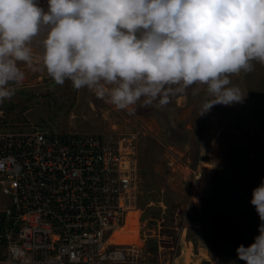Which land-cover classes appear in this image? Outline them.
<instances>
[{
    "label": "rangeland",
    "instance_id": "obj_1",
    "mask_svg": "<svg viewBox=\"0 0 264 264\" xmlns=\"http://www.w3.org/2000/svg\"><path fill=\"white\" fill-rule=\"evenodd\" d=\"M42 39L43 33L28 45L31 63L18 62L25 79L0 104V121L13 131L42 124L56 133L107 132L134 143L141 192L135 227L142 247L132 238L137 262L246 264L236 248L253 243L261 224L250 201L264 178V63L230 74L246 93L242 103L216 105L198 116L206 86L193 85L170 94L164 106L137 104L130 115L111 103L115 84L80 90L69 80L55 84L43 66ZM7 205L0 193V209Z\"/></svg>",
    "mask_w": 264,
    "mask_h": 264
},
{
    "label": "clouds",
    "instance_id": "obj_2",
    "mask_svg": "<svg viewBox=\"0 0 264 264\" xmlns=\"http://www.w3.org/2000/svg\"><path fill=\"white\" fill-rule=\"evenodd\" d=\"M41 33L43 66L55 84H115L111 103L130 115L137 104L164 106L170 94L205 85L203 116L242 103L246 93L230 74L264 63V0H0V104L25 79L18 62L31 63L28 45ZM250 203L259 235L236 254L264 264V178Z\"/></svg>",
    "mask_w": 264,
    "mask_h": 264
},
{
    "label": "built area",
    "instance_id": "obj_3",
    "mask_svg": "<svg viewBox=\"0 0 264 264\" xmlns=\"http://www.w3.org/2000/svg\"><path fill=\"white\" fill-rule=\"evenodd\" d=\"M14 130L0 121V193L8 201L0 264H145L133 255L137 246L110 243L129 214L140 219L134 143L107 132Z\"/></svg>",
    "mask_w": 264,
    "mask_h": 264
},
{
    "label": "bare ground",
    "instance_id": "obj_4",
    "mask_svg": "<svg viewBox=\"0 0 264 264\" xmlns=\"http://www.w3.org/2000/svg\"><path fill=\"white\" fill-rule=\"evenodd\" d=\"M137 215H138V212H134V213L129 214L126 221H125L124 226L122 227V229L118 232H114L111 235L110 243L112 245H123V244L129 245L130 244V245L137 246V244H135L133 241V240H135V238L137 236V231L139 230V227H135L137 225L136 220H135ZM132 226H134L133 229H132ZM128 230L133 232V236H134L133 240H128V238L123 235L124 231H128ZM138 245H140V244H138Z\"/></svg>",
    "mask_w": 264,
    "mask_h": 264
},
{
    "label": "trees",
    "instance_id": "obj_5",
    "mask_svg": "<svg viewBox=\"0 0 264 264\" xmlns=\"http://www.w3.org/2000/svg\"><path fill=\"white\" fill-rule=\"evenodd\" d=\"M38 127H40V128H41V127H44V128H46V126H43L42 124H40Z\"/></svg>",
    "mask_w": 264,
    "mask_h": 264
}]
</instances>
